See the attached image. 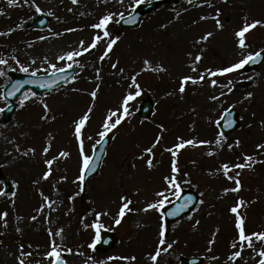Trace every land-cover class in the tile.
<instances>
[{
  "label": "rangeland",
  "instance_id": "374dc122",
  "mask_svg": "<svg viewBox=\"0 0 264 264\" xmlns=\"http://www.w3.org/2000/svg\"><path fill=\"white\" fill-rule=\"evenodd\" d=\"M149 1L153 0H142ZM159 1L158 9L146 15L137 29H123L119 23L109 25L113 35L121 37L109 58L99 61L103 47L77 57L83 70L74 80L37 96L25 92L18 100L19 107L11 121L0 123V165H3L0 167V180L4 181L3 187L9 192L8 196L0 197V212L9 213L7 227L0 220V264H18L21 244L23 251L33 254L25 257L26 264H36V261L48 264L43 254L52 239L73 249L72 254L64 253L68 264H85V261L88 264H99L100 261L103 264H153L149 256L159 246L162 223L166 244L173 243V247L159 257L158 264H181V258L189 256L204 257L201 264H223L226 253L230 251L229 244L236 236L234 214L229 208L239 198L247 202V207L242 209V214L247 217V230H264V162H259L264 161V151L259 158L256 157L261 152L256 145L264 143V126L261 125L264 121V62L253 70L244 68L225 76L206 77L202 85L189 84L183 95L178 91L181 76H195L209 68L226 67L241 58L234 32L243 25L244 17L249 22L264 21V0H211V8L206 4L197 7L201 0L194 1L192 5L187 0ZM132 3L133 0H124L123 4L117 0H78L77 4L72 0H35L34 3L29 0L25 4L24 0H17L16 5L10 7L8 0H0V11L4 13L0 15V32L13 30L10 35H0V58L8 60L7 65H0V71L6 73L0 76V109L8 105L2 92L11 80L12 70L23 72L20 68L24 66L29 68L27 73L47 74L53 71L51 64L66 68L70 62L59 61L58 56L77 49L81 40L86 46L99 31L90 25L109 12H123L126 16L132 12ZM37 5L42 12H36ZM217 9L221 10L222 30L216 27L215 20L200 19L203 15H215ZM49 12L54 15L49 16ZM41 13L50 18L46 28L22 27L24 21H31ZM69 28L77 31H65ZM208 31L214 33L213 37L194 47V40ZM247 43L250 47L244 50L245 53L264 49V26L248 33ZM200 49H204L203 60L197 65L198 73H193L189 65ZM13 57L20 63L17 64ZM145 58L151 60L153 67L162 64L168 71L142 72ZM116 61H119V68L126 70L123 75L111 68ZM97 68L100 69L99 80L96 78ZM133 73H141L138 81L142 95L131 102L132 115L127 122L109 134L113 139L100 172L84 185L85 191L80 192L79 183L73 182L80 170L73 121L93 104L89 93L99 85L98 98L85 129V136L92 137L85 140V150L91 155L93 145L96 146L100 139L97 133L107 110L119 106L122 96L129 91L126 77ZM211 79H217L220 85L232 80L235 87L228 93L227 89L211 87ZM222 90L226 95L220 100L209 99ZM170 92L173 94L167 95ZM248 92L253 96L245 99ZM26 96L30 98L25 99ZM148 97L154 103V110L148 119H143L138 114L139 108ZM41 101L46 102L51 110L47 113L48 120L41 119L45 115ZM229 107L238 111L241 125L227 136L222 149L211 145L180 151L181 175L178 179L181 188H194L204 203L199 202L189 215L175 221H165L164 218L162 221L160 213L155 210L144 212L148 203L157 200L155 193L166 187L163 177L170 174L171 156L164 149L177 143V137L214 141L219 131L217 121ZM160 125L166 129L163 133ZM158 135L163 139L154 150L155 167L149 169L146 164L149 157H137L143 149L151 146ZM236 139L241 141L239 148L229 150L227 145ZM48 143H51L48 159L62 150L68 151L70 156L60 158L53 166L50 179L41 180L37 185L33 181L46 170L43 148ZM29 148L35 149V155L23 156L21 153ZM210 149L217 155L208 156L206 153ZM243 154L253 155L258 162H254L252 168L242 170V191L225 196L222 190L235 187V183L218 174L216 169L225 162H243ZM62 176L67 180H61ZM186 180L191 183H185ZM12 191L17 193L14 198ZM41 191L58 203L52 209L45 208L44 212L38 213L36 209L42 204ZM166 195L171 201L176 198L172 192H166ZM121 196L133 201L130 205L133 211L126 214L120 225H116L114 219L121 207ZM105 211L109 214L99 218V223L104 225L100 234L110 230L117 239L107 252L88 247L95 239L96 229L91 227L97 222L95 213ZM33 215L38 217L37 220L31 219ZM196 221H200L199 225ZM17 228L21 231L17 232ZM61 228L62 237L49 236V229L55 232ZM216 229H219L218 233ZM213 238L215 244L209 245L208 241ZM210 247L211 252L208 251ZM79 252L84 255H78ZM213 255L219 256L220 260L211 259ZM252 255L250 250H246L240 264L244 261L255 264V260L249 259ZM110 256H135L137 259L109 260Z\"/></svg>",
  "mask_w": 264,
  "mask_h": 264
},
{
  "label": "snow or ice",
  "instance_id": "6c2138e0",
  "mask_svg": "<svg viewBox=\"0 0 264 264\" xmlns=\"http://www.w3.org/2000/svg\"><path fill=\"white\" fill-rule=\"evenodd\" d=\"M17 0H8L9 6H15ZM34 3L35 0H32ZM118 3L123 4L124 0H117ZM142 0H133L132 5H130L131 10L134 12L136 7L140 5ZM189 5H192L194 3V0H187ZM226 2V0H225ZM24 3H29V0H24ZM73 4H77L78 0H72ZM207 5L209 8L213 7V4L211 0H201V3L196 5L197 7H202L203 5ZM36 12H42V9L37 5L35 7ZM69 11H72V9H69ZM220 9H217L216 14L213 16L209 15H203L201 16V20H208L212 19L215 20L216 27L218 29H223V24L219 19L220 16ZM4 13L0 11V15H3ZM49 16L54 15V13L49 12ZM83 15V14H82ZM179 15V13H177ZM116 17H119V20L116 19ZM125 18V14L123 12L116 13V12H109L105 15L101 16L98 22L90 25V27L94 30H99L96 32L90 43H88L85 46V41L81 40L79 42V47L75 50L68 51L60 56L57 57L59 61H69L70 63H67L66 68L57 67L56 64H51L50 67L52 68V76L57 77V74L60 75L57 77V79L52 81V84L44 83L41 84V87L51 88L53 84L58 83L59 80H67L68 77L64 76L63 74L67 69H71L73 67V62L77 65H79V61L76 59L77 57L83 56L86 53H90L92 50L103 47L104 50L102 54L99 56V61L103 62L107 58H109L110 54L113 52L114 46L117 45V43L120 41L121 37L118 35H113L111 32L109 25L112 23H119L120 20H123ZM58 19V18H57ZM129 22H134L133 20H129ZM258 26H264V21L261 20H252L251 22L248 21L247 17H244V23L243 25L234 32V36L236 38L237 47L241 50V58L226 67L218 68V69H206L204 73H198L197 65L202 62L203 60V51L204 49H200V51L194 56L192 63L189 65L191 68V71L193 73H198L197 75H183L180 77L179 87L178 91L181 95H183L186 91V87L191 85H202L206 77H217V76H225L227 74L242 70L245 68L246 65L258 63L262 58V53H264V49L256 52H246L244 50L248 49L250 45L247 43V34L250 33L253 29H256ZM82 30V29H80ZM12 29L9 30V32H0V35H10ZM65 31L72 32L77 31V29H66ZM63 33H56V35H62ZM214 33L211 31L206 32L204 35L199 37L198 39L194 40L193 46L200 45L202 43L208 42L211 37H213ZM39 39H46V37H39ZM189 56H191V53H189ZM14 60H16L15 57H13ZM46 60V58H45ZM16 63L19 64V60H16ZM35 63V61H33ZM8 60L0 58V65H7ZM119 61L113 62L111 64V68L118 71L121 75L125 73L124 68H119ZM144 67L142 68L143 71H152L155 73H161V72H167L168 69L165 68L162 64H157L155 67L152 66V62L150 59L145 58L143 61ZM81 68L83 65H79ZM20 71H23L27 73L29 71L28 67L21 66ZM141 73H133L130 76H127L126 79L129 81L128 88L129 91L126 92L121 98V102L119 106L115 109H108L106 112V115L104 117V120L101 124V130L97 133L99 136V140L96 141V144L102 143L106 137L109 136L110 133L113 132V130L118 129V126L122 125L123 123L127 122L128 118L132 115V111L130 109L131 102L135 101L138 97L142 95L141 90V84L138 81V76ZM6 73L4 71H0V76H5ZM32 75L35 76L36 72L33 71ZM96 78L99 80L101 79L100 76V69H96ZM74 80L75 77H72ZM249 79H252L249 77ZM26 83H35V81H26ZM19 84V82H17ZM210 86L213 88L220 87L221 89H227L228 93H231L235 87V84L232 80H229L227 84L220 85L218 83L217 79H211ZM15 90H19L16 85H13ZM99 85L96 86L95 89H93L89 95L92 98L93 104L90 105L87 110L81 115L79 118L75 119L73 121V129H74V137L78 145V151L80 155V170L79 175L76 177L74 183H79L80 185V192L85 191V181H86V173H91L96 171V166L94 163V160L96 157L94 155L87 154L85 150V140H91V136H85V129L90 122L91 114L95 107V101L98 98V92H99ZM76 91V89H73ZM173 93H168L167 95H172ZM9 95H14V92L9 93ZM35 93H32V96H35ZM226 95V93L222 90L219 95H212L209 97L212 101H218L222 96ZM253 96V93L248 92L246 94L245 99H250ZM30 97H25V99H29ZM23 103V102H22ZM41 104L44 108L45 115L41 117V119L48 120L49 116L47 113H49L51 110L49 108V105L41 101ZM2 111V109H0ZM52 119H55V117H51ZM217 124H219V121H217ZM261 125L264 126V121H261ZM161 128V132L166 131L164 129L163 125L159 126ZM226 127H232V122H229ZM163 139L162 135H158L155 138V141L151 144V146L145 148L142 150V154L138 156V159H144L145 155L149 158L146 160L147 167L149 169H152L155 167V153L154 150L156 149L157 145L161 143V140ZM177 143H175L172 147H168L164 149V151H167L171 156V165H170V174L165 175L163 177V180L165 182V189L158 191L155 193L157 200L152 203H148L146 207L143 209L144 212H148L149 210H155L160 213L161 220L163 221V218L165 216V212L163 211L166 208V205L168 203H172V201L169 199V196L166 195V192H172L177 199L180 198V194L182 192V188L180 185L179 177L181 175V169L179 167V155L180 151L189 147L196 148L200 146H211L214 145L217 149H222L224 144L227 143V136L224 132L218 131L217 136L214 141L211 140H198V139H184L183 137H177ZM241 144V141L239 139H236L234 143H229L228 149L232 150L234 147L239 148ZM256 148L258 151H264V143H260L256 145ZM93 150L95 151V145H93ZM17 151H19V146H17ZM51 151V143H48L43 148V156L44 158V165L46 166V170L43 172L42 176L39 177L37 180H34V184H39L41 180H49L50 177L53 174V166L57 163V161L60 158H67L70 156V153L68 151H60L58 155L53 156L51 159H48V153ZM29 153H32L35 155V149L29 148L27 151L22 152L21 154L23 156H28ZM208 156H214L217 155V152L214 150H209L206 153ZM242 161L243 162H237V163H230L225 162L222 163L218 169H216V172L218 174H222L225 179L229 181H234L235 187L231 188H224L223 195H227L228 193H240L242 191V182L240 180V176L242 174V170L245 168H252L254 162H258L255 160V157L253 155L243 154L242 155ZM264 162V161H259ZM0 167H3V165H0ZM135 167V165H133ZM240 170V171H237ZM234 173V174H230ZM211 174V173H210ZM185 176H187V173H184ZM61 180H67L66 176H62ZM185 183H191L190 180L184 181ZM4 181L0 180V197H6L9 195L8 190L3 187ZM55 187V186H54ZM42 198V204L41 207L37 208L36 211L38 213L44 212L45 208L52 209V206L58 201H52L50 200V197L45 195L42 191L39 193ZM17 195L15 191L11 192V196L14 198ZM203 195V194H201ZM73 197H70L72 199ZM121 207L119 208L118 214L114 219V223L116 225H120L124 217L127 213L132 212L133 209L130 207V205L133 204V201L129 199L127 196H121ZM194 198L192 196H188L185 200V203L180 205L178 208H174L171 211H167L166 215L169 217H174L179 214V212L183 211L184 209L190 207V202H192ZM201 204L204 203L203 200L199 201ZM13 206L15 205V200H12ZM247 207V202L243 198H239L233 206L229 208V211L234 214L235 224L234 227L236 229V236L232 239V241L229 244L230 251L229 253H226V260L223 262V264H240V261L243 260V254L246 250H250L253 254L249 257V259L255 260V264H264V230L260 231H253L249 232L247 231L246 227V215L242 214V209ZM55 210V209H53ZM108 212H96V218L97 222L92 224L91 227L96 229L95 239L91 244L88 245L89 248L95 249L96 244L100 240V230L104 227L103 224L99 223V218L102 215H108ZM9 213L7 211L0 212V220L4 221V226L7 227V217ZM37 216L33 215L31 219L33 221L37 220ZM191 218V217H189ZM18 219H22V217H18ZM200 221H196V225H199ZM85 227H88V225H85ZM195 227V225H194ZM17 232L21 231L20 228L16 229ZM219 232V229H216V233ZM63 229H58L55 232H53L51 229H49V236L52 237L60 236L62 237ZM215 235V233H214ZM215 239H210L208 241L209 245L215 244ZM257 244L260 245V247H257ZM31 247V246H29ZM173 247V243H167L165 240V226L162 223L161 228L159 231V246L156 248L155 252L150 254L149 258L153 262V264H158V259L161 257L163 253H167L171 248ZM24 246L20 245V257L18 258V264H26L25 257H30L33 254L31 252H25L23 251ZM209 252L212 251V248L210 247L208 249ZM67 252L68 254L73 253V249L67 248L66 246H62L56 242L55 239L50 240L49 248L46 252H44L43 256L44 259L48 261V264H68V261L64 258V253ZM78 255L83 256V252L77 253ZM89 260L92 259V257L88 258ZM109 260H132L135 261L137 258L135 256H110L108 257ZM213 260H220L219 256L213 255L211 257ZM36 264H40V261H36ZM85 264H88L87 261H85ZM99 264H103V261H100ZM244 264H247V261H244Z\"/></svg>",
  "mask_w": 264,
  "mask_h": 264
},
{
  "label": "water",
  "instance_id": "95a60500",
  "mask_svg": "<svg viewBox=\"0 0 264 264\" xmlns=\"http://www.w3.org/2000/svg\"><path fill=\"white\" fill-rule=\"evenodd\" d=\"M157 5H158V2L150 3V4H140L136 8V10L134 11V13L132 15L121 20L122 25L124 27H136V26H138L140 19L143 17V15L145 13L151 11L152 9L156 8ZM130 19L133 20L134 22H129ZM48 22H49V19L46 18L44 15H41L36 21H34L32 23L25 22L23 26L24 27H27V26L45 27L48 24ZM262 57H264V53H262ZM263 61H264V58H262L258 63L246 65V68L248 70L255 69ZM78 71H80V67H78V66H76L73 69L66 70L63 75L68 77V79L67 80H59L58 83L53 84L51 88L41 87L40 85L44 84V83L52 84V81L57 79V77L60 75L59 73L57 74V77H53L52 74L33 76L32 74L12 72L13 80L4 89V97L10 101V104L7 106L6 109L3 110V117L0 121L3 123H7L11 120L13 113L16 111V109L18 107V103L15 102V100L24 91L29 90V91L35 93L36 95L43 93L45 91H48V90L55 88L56 86H58L60 84L65 83L66 81L71 79L74 76V74L77 73ZM26 81H35V83H26ZM17 82H19V84H17ZM13 85H16L19 90L18 91L15 90ZM12 92H14V95H9V93H12ZM149 103L150 102H148L147 106H145V110L142 111V114H144V113L146 114L145 116H148L150 114V110L152 109V105H150ZM229 122H232V127H226V125ZM238 126H239L238 115L233 109L227 111L224 114L223 119L219 123L220 129L222 132L225 133V135H227L230 132H232L233 130H235ZM109 143H110L109 138L106 137L105 140L102 143H100L98 145L97 149L94 151L93 155L96 157V159L94 160V163L96 166V171L91 172V173H86L87 178H86L85 183L88 181V179H90L92 176L96 175L99 172V168H100L102 159L105 155V151H106V148L109 145ZM189 192L190 193H186L185 196L180 197V199L178 201H176L172 205V207L166 208L165 209V215H166L167 211H171L174 208H178L180 205H182L188 196H192L194 198V200L192 202H190V207L179 212V214L177 216L169 217L166 215L168 220L174 221L177 218H180L181 216H183L184 212L190 213L191 210L195 207V205L197 203V200H196L195 196L193 195L195 193L192 190ZM104 236L105 237L102 238V242L100 243V245L98 247L102 250H108L115 244L116 241H115L114 235L112 233L106 232L104 234ZM182 262L185 264H199V262L194 260V259H182Z\"/></svg>",
  "mask_w": 264,
  "mask_h": 264
}]
</instances>
